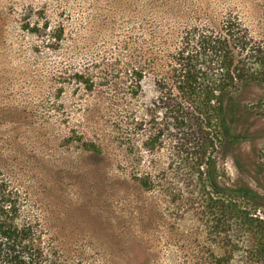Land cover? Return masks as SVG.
Segmentation results:
<instances>
[{
	"label": "rangeland",
	"instance_id": "obj_1",
	"mask_svg": "<svg viewBox=\"0 0 264 264\" xmlns=\"http://www.w3.org/2000/svg\"><path fill=\"white\" fill-rule=\"evenodd\" d=\"M230 16L264 44V0H0V171L32 188L27 214L72 236L84 264H254L249 235L230 217L216 223L156 74L146 64L139 82L129 71L150 43L172 52L187 31ZM29 21L50 27L33 33ZM243 98L250 138L223 152L219 175L264 204V89ZM79 137L104 154L84 152ZM147 173L152 189L136 180Z\"/></svg>",
	"mask_w": 264,
	"mask_h": 264
},
{
	"label": "trees",
	"instance_id": "obj_2",
	"mask_svg": "<svg viewBox=\"0 0 264 264\" xmlns=\"http://www.w3.org/2000/svg\"><path fill=\"white\" fill-rule=\"evenodd\" d=\"M49 27L48 22L40 27L31 21L24 26L33 33ZM65 33L63 25L53 31V44L59 46ZM149 33L160 36L158 31ZM156 45L150 43L142 49L139 61L129 71L139 82L146 64L156 74L164 107L171 112L177 128L188 131L189 137L183 138L187 140L183 148L187 151L189 147L185 160L203 183L205 201L218 217L216 223L222 224L227 217L233 219L249 235L254 264L263 263L264 214L257 210L264 206L262 198L247 184H224L219 169L223 152H232L250 138L246 129L253 108L243 95L247 88L264 89V44L252 36L240 18L230 16L218 29L195 27L187 31L172 52ZM77 76L79 81H87L83 74ZM262 102L259 100L255 109L264 115ZM192 140L194 145H190ZM79 141H83L84 152L104 154L100 145L82 137ZM136 180L146 189L157 183L151 173ZM28 196H35L30 186L14 185L13 179L0 171V264H84V258L68 245L72 236L63 235L67 242L61 241L59 234L46 232L43 218L27 214L28 205H37ZM241 199L249 201L254 210Z\"/></svg>",
	"mask_w": 264,
	"mask_h": 264
}]
</instances>
